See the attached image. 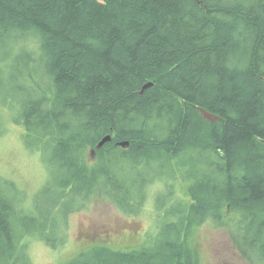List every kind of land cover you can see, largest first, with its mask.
I'll return each instance as SVG.
<instances>
[{"label": "trees", "instance_id": "trees-1", "mask_svg": "<svg viewBox=\"0 0 264 264\" xmlns=\"http://www.w3.org/2000/svg\"><path fill=\"white\" fill-rule=\"evenodd\" d=\"M10 122L49 176L33 193L0 174V264L64 248L96 198L149 227L63 264H199L207 222L264 264V0H0Z\"/></svg>", "mask_w": 264, "mask_h": 264}, {"label": "rangeland", "instance_id": "rangeland-1", "mask_svg": "<svg viewBox=\"0 0 264 264\" xmlns=\"http://www.w3.org/2000/svg\"><path fill=\"white\" fill-rule=\"evenodd\" d=\"M7 126L3 133L0 132V174L14 179L23 188L34 193L48 179L49 175L43 168L46 160L40 156L42 165L38 156L27 150L21 135L22 128L18 124L10 122ZM92 150L94 149L87 150L89 161L95 160ZM147 216V213L137 217L124 215L108 202L96 198L86 209L69 215L66 246L61 250H54L41 242H35L30 247L32 262L63 264L66 258L76 253L79 240L83 237H87L85 243L82 242L85 246L87 242L99 239L111 241L129 235L138 236L149 227ZM194 246L199 264H247L233 247L226 231L214 228L208 222L196 230Z\"/></svg>", "mask_w": 264, "mask_h": 264}, {"label": "water", "instance_id": "water-1", "mask_svg": "<svg viewBox=\"0 0 264 264\" xmlns=\"http://www.w3.org/2000/svg\"><path fill=\"white\" fill-rule=\"evenodd\" d=\"M151 83L149 82V83H147L146 85H144V87H147V86H149ZM200 111L202 112V114L204 115V117H206V118H208V119H210V120H216V119H220V117L219 116H217V115H215V114H212V113H209V112H207L206 110H204V109H200ZM110 138H111V136L110 135H106L98 144H97V147H101L105 142H107V141H109L110 140ZM127 144V142H125V143H122V145H126ZM92 154L94 155L95 154V151L94 150H92Z\"/></svg>", "mask_w": 264, "mask_h": 264}, {"label": "bare ground", "instance_id": "bare-ground-1", "mask_svg": "<svg viewBox=\"0 0 264 264\" xmlns=\"http://www.w3.org/2000/svg\"><path fill=\"white\" fill-rule=\"evenodd\" d=\"M144 87V86H143ZM95 156V155H94ZM92 160V159H91ZM76 212V211H75ZM74 213V212H73Z\"/></svg>", "mask_w": 264, "mask_h": 264}]
</instances>
